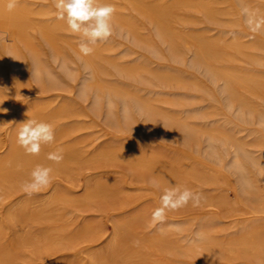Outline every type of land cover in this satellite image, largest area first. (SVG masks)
Instances as JSON below:
<instances>
[{
  "label": "rangeland",
  "instance_id": "1",
  "mask_svg": "<svg viewBox=\"0 0 264 264\" xmlns=\"http://www.w3.org/2000/svg\"><path fill=\"white\" fill-rule=\"evenodd\" d=\"M17 1L33 9L30 15L33 21L40 23L60 21L56 18L54 0ZM121 2V0H112L110 4L115 6L117 12L131 16L137 22L141 34L155 44L158 53L136 41L130 32L111 20L113 34L106 40L89 44L103 48V51L99 52L101 56L96 58L104 70L100 79L105 84L98 103H95V86L90 83V70L77 51L81 42H85L79 34H72L68 27L57 28L55 33L60 52L56 54L38 28L32 25L28 28V33L37 48V59H34L26 47L16 42L21 57L17 69H14L13 57L3 46V38L0 39V59H2L0 61V140L3 141L0 157L9 151L11 137L21 121L38 114L53 126L54 133L60 130L63 132L62 140L77 142L85 158L84 161L70 164L72 165L68 174L71 175L70 178L52 172V183L31 196L22 189V185L27 180H20L22 183L7 181L5 185L3 184L2 190L0 189V260L7 258L8 262L0 264H135L132 263L133 254L126 250L128 241L122 240L113 233L112 227L118 222H125L130 226L133 225L137 230L150 234L164 227L171 231L172 238H181L182 243L193 236L194 231L201 226L213 228L211 234L219 242L229 237H239L246 227H258L261 235L264 236V227H262L264 210L257 211L259 206L264 208V202H250L241 193L237 185V173L229 165L232 157L231 147L217 144L216 152H212L206 145L205 136L200 137L201 133H198L197 138L194 139L196 144L194 140L183 142L178 123L177 126L173 124L170 129L163 128L159 122L147 126L139 112L132 108L134 107L132 104H129L131 119H124L119 96L111 88L108 89L106 84L134 92L142 99L149 98L160 110L171 113L178 120L185 118L195 127H216L229 131L237 141L241 140L247 144L245 147L248 151L262 160H264V117L260 118L256 111L250 112L236 104L229 106L227 98L222 94L220 81L211 78L201 64L191 61L190 47L180 45L181 56L177 59L173 58L166 44L156 36L152 25ZM216 2L218 4L213 3L217 8L215 18L209 19L198 10L197 12L187 8L184 12L188 15L185 20L188 23L175 21V25L185 30L206 33L204 35L208 38L222 36L228 41L237 34L244 42L256 40L264 44V31L247 25L241 10L231 14L228 11L229 1L216 0ZM250 3L254 4L255 0H250ZM61 23L66 24V21L61 20ZM0 36L5 37L1 31ZM228 52L234 60L222 56L218 64L238 69L248 67L239 54ZM110 60L121 65L142 64L143 66L139 65L146 70L143 69L146 73H142V77L145 78L120 75L110 62H107ZM36 66L39 67L38 73L34 71ZM255 69L264 73V66ZM148 71L150 73H147ZM158 72H162L161 74L171 72L170 75L174 73L180 78L178 80L183 82L175 79H160L158 83L159 78L154 77ZM107 97L112 101L111 111L106 106ZM170 98L172 101H169ZM250 99L256 104L261 116H264V102L255 97ZM58 110H62V115L53 116ZM173 127L174 131H172ZM103 149L151 153L177 162L183 168L188 166L193 168L206 180L204 182L186 176L185 180L190 186L187 190L194 195L204 197L203 202L200 201L197 207L193 206V201L190 200L187 205L178 209H166L162 219L154 220L152 214L161 207V197L165 194L161 185L152 179L148 172H132L129 165L122 161L90 157L95 151ZM222 163L225 164L223 168ZM248 168L250 175L257 180L259 192L264 196V171L257 172L251 165H248ZM214 170L217 173V182L208 181L210 171ZM225 177L229 180L225 181ZM98 182L113 184L116 191L109 196L89 199L87 204L59 203L56 205L57 208L48 206L47 202L52 194L66 192L65 194L69 196H80L87 188L93 187ZM217 198L219 202L216 203ZM48 215L55 216L57 222L54 224L44 222L45 216ZM32 217L38 218V221H33ZM18 220H22L20 226ZM171 220L175 223L170 222ZM57 223L61 227L60 232L63 231L65 234L78 230V227L85 223L91 224L94 231L91 235H84L73 245L63 242L48 249V252L37 253L35 248L39 239L42 241L54 229L59 230ZM24 234L28 238L27 242L21 241L20 236ZM34 238L35 241H32ZM9 248L11 250L8 251ZM258 251L248 253L239 250L232 256L231 254L223 256L200 254L191 260L186 257L179 260L183 263L198 264H207V262L264 264V252ZM136 253L143 262H146L144 257L140 256L142 252ZM150 264L156 263L151 261Z\"/></svg>",
  "mask_w": 264,
  "mask_h": 264
},
{
  "label": "bare ground",
  "instance_id": "2",
  "mask_svg": "<svg viewBox=\"0 0 264 264\" xmlns=\"http://www.w3.org/2000/svg\"><path fill=\"white\" fill-rule=\"evenodd\" d=\"M121 1L126 5H128L139 16L143 17L148 23L152 25L156 36L163 43L166 44L165 46L172 53L173 58L177 59L181 56L180 45L181 46L185 45L186 47H190L192 54L191 56L193 58V59L191 58V61L194 60L196 63L198 62L199 64H201L204 67L205 71L211 76V78H213L215 81L216 80L220 81L222 94H224L225 97L227 98V104L229 106L236 104L238 107L246 108L250 112L256 111L260 118L264 117L261 116V113L259 112L256 104L250 99V97H255L259 100H262V102H264V73L255 69L256 67L264 66V44L256 42V40L255 41L251 40L250 42H244L240 39V36L237 34L234 35L232 38L230 37L228 41L225 40L222 36L221 37L223 39L219 36L216 38H208L204 35L206 33L203 34L202 32L185 30L184 28H180V26L179 27L176 26L174 23L175 21L181 23L187 22L185 20L188 18V15H186L184 12V10L187 8H191V10L194 9V11L198 10L209 19L215 18L217 8L214 7V4L217 3L218 1L217 2L216 0H121ZM224 1L230 2L228 5L229 13L234 14V13H238V10H241L245 18V21L247 22V25H249L251 28H256L258 30L264 31V8H262V4H264V0H255L254 4H251L250 0H224ZM8 2L9 0H0V31L4 33L5 36L3 37V46L5 47L7 53L13 57L14 69H17L19 64L21 63L20 53L17 48V45L15 44L16 42H19L24 47H26L32 53L34 59H37V48L28 33V28L31 27L32 25H35L38 28V31H40V33L48 41L47 43L50 44L54 53L57 54L60 52L59 46L57 44V36L55 30L59 27H67L65 23H61V20L60 21L54 20L55 22H49V23H40L37 21H33L30 17V15L33 13L32 8H30L28 5L24 4L21 1H17L16 7L12 11H8L7 10ZM111 2L112 0H98L99 4H110ZM225 12H226V8H225ZM190 19L192 18L190 17ZM111 20H114L115 21L114 23L119 27H124L127 30V32H130L132 36L136 39V41L146 46L151 51L158 53L157 52L158 49L155 46V44L148 38L144 37L143 34H141L140 27L131 16L117 12L115 9V12ZM88 46L93 49V51L88 55H84L80 51V48H78L77 51L79 55L82 56L81 59L83 58L85 65L90 70V83L95 86V90H94V97L96 101L95 103H98V101L102 96V88L105 84L100 79V75L101 73L104 72V70L100 67L96 58L101 56L99 52L100 50L103 51V48L100 49L98 45L97 46L88 45ZM105 48L106 47H104V50H106ZM228 51H233L239 54V56L242 57V60H244L248 64V67L238 69V68H233L218 64L222 56L228 57L230 60H234L233 56L230 57V53ZM240 60L241 58L238 60V62ZM0 61H2V59H0ZM107 62H110L111 66H113V69H115V71L120 75L122 74L131 77L132 76L142 77L143 76L142 73L146 71L145 68L142 67L143 65L140 63L139 64L142 66H140L139 64L121 65V63L119 64L114 60L113 61L110 60ZM34 71L38 73L39 67L36 66L34 68ZM147 73L150 72L148 71ZM161 73L158 72L154 74V77L159 78L158 83L160 79L161 80L175 79V81L181 83L183 82L181 80L179 81L178 79L180 78L176 77L174 73L172 75L175 77L170 75L171 72L170 74L169 73L161 74ZM167 82L169 83V81H166V83ZM181 86L180 88H182ZM194 86L195 87L197 86L196 83ZM106 87L108 89L111 88L119 96L122 104L121 106H122V113L124 119H128V120L131 119L132 116H131V109L129 107V104H132V106H134L132 108H135L139 112V114L142 116L147 126L159 122L163 128L168 127L170 129V127H172L173 124L176 125L178 123L177 125L180 126L179 128L181 130V133L180 132L179 133L182 134V138L184 140L183 142L188 143L190 140L196 139L198 133H201L200 137H202V135L205 136L204 138L206 139L205 141L206 145L209 147V149L212 152H216L218 146L217 144L228 145L229 147H231L232 157L229 161V165L230 168H232V170L237 173V177H238L237 185H239L241 193L250 202L253 203L254 202L260 203L261 201L264 202V196L261 195L257 187V183H256L257 180L250 175V170L248 168V165H251L257 170V172L264 171V160H262L257 156H254L250 151H248L245 147V145L247 144H245L241 140L237 141V139L234 137V135L231 132L216 127H195L192 124H190L185 118L178 120L171 113L160 110L159 108H157V106L152 104L149 98L142 99L139 96H137L136 93L129 92L118 86H110L106 84ZM171 99L172 98H170L169 101H172ZM106 106L108 110L111 111L112 101L109 97L106 98ZM61 112L62 110H58L53 116L60 117L62 115ZM27 119H34L37 121H43L47 123L46 119L38 114H33L31 117L24 118L21 122H24ZM20 126L21 125L19 124L16 131L11 137L12 140L9 151L3 157H0V189L1 187L3 188V184L4 183L6 184L7 181H17V182H20V180L29 181L31 179V172L37 166L49 167L52 169V172L58 173L60 175L63 174L66 177L68 176L69 170L72 166L70 164L84 161L85 158L82 155V152L79 146L77 145V142L74 143V142H68L62 140L63 132L61 130L54 133V141L52 143L41 145V150L38 154L36 155L27 154L25 150L17 144V133ZM172 129H173L172 131H174V127ZM194 142L196 144V140H194ZM2 147H3V141L0 140V148ZM49 153H59L63 156V159L59 163L53 160H49L48 159ZM90 157L98 158V159L99 158H108L110 160L114 159V160H118V162L122 161L124 162V164L126 163L129 165L130 170L132 172L135 171L148 172L151 175V177H153L152 179H155L161 185V187L164 190V193L168 190H173V189H178L179 192H183L185 189L190 187L187 181L185 180L186 176H191L192 178H195L197 180H204V182L206 180V178L203 175L196 173L193 170V168L189 166L183 168L177 162L166 159L163 156L153 155L151 153L149 154L135 153L132 151H125L123 149H103V150L95 151V153H93ZM224 166L225 164L222 163L221 167L223 168ZM210 174L211 175L208 181L217 182L218 179H217L216 171L215 170L210 171ZM224 180L228 181L229 178L225 177ZM115 191H116L115 185L107 184L105 182L104 183L98 182L93 187L87 188L83 192V194H80V196H69L65 194L66 192L64 194H52L51 196L49 195L50 197L47 203L49 204L48 206H52L53 208H57L56 205H58L59 203H77L79 205L85 203L87 204V201L89 199L92 200V198H101L103 196H109L114 194ZM199 197H200V201L204 200V197L202 196ZM217 201L218 198L215 202L217 203ZM261 210H264V208H262V206H259L257 208V211H261ZM34 212L36 214V210ZM34 212H32V214H34ZM14 219L16 223V218L14 217ZM194 219L195 217L192 218V220ZM32 220L38 221V218L33 219L32 217ZM60 221L63 222L62 220ZM44 222H47L49 224H54L57 221L55 216L48 215L45 216ZM170 222L175 223L173 220H171ZM18 224L20 226L22 224V220H18ZM66 224L67 222L65 223V225ZM58 226H59V230L54 229L49 234H47L42 241L41 239H39L40 241L38 242L37 247L35 248L37 253L48 252V249L56 247L57 245L63 242L73 245L84 235L87 234L91 235V233H93L94 231L93 230L94 227H92L91 224L88 223H85L80 228L78 227V230L75 231L72 230L74 232L70 234H65L63 233L62 230L61 233L60 232L61 227L59 224ZM52 227L54 228V226ZM66 227H68V225ZM112 228L114 235H118L122 238V240L128 241V246L126 250L127 252L133 254L132 263L135 264H150L151 261L156 264H198V263H183L182 260L181 261L179 260V258L186 257L187 259L191 260L200 254L218 255V256L231 254L232 256L233 254H236V252L239 250L248 253H253L258 250L260 252H264V236L261 235V232L259 231L258 227H254V228L248 227L249 229L247 227L245 229L244 227L245 231L242 234H240L239 237H235V238L229 237L227 240L219 242V240H217L216 237H214L213 234H211L213 228L211 229L210 227L201 226L198 227L196 231H194L195 232L194 235L189 237L185 243H182L181 238L179 239L172 238L171 231L164 227L159 228L158 232L151 234L145 233L144 231L142 232L141 230H137L133 225L130 226L125 222H118L115 225H113ZM20 237L22 242H27L28 238L25 236V234L24 236H20ZM32 241H35V238ZM28 244H30V242H28ZM9 247L11 248V246ZM10 248L8 249V251L11 250ZM136 252H142L140 256H143L147 263L143 262L142 258H140ZM6 256L8 257L9 255L7 254ZM4 262L5 263L8 262L7 258L6 260L4 259L0 260V263H4ZM207 264L209 263L207 262Z\"/></svg>",
  "mask_w": 264,
  "mask_h": 264
},
{
  "label": "clouds",
  "instance_id": "3",
  "mask_svg": "<svg viewBox=\"0 0 264 264\" xmlns=\"http://www.w3.org/2000/svg\"><path fill=\"white\" fill-rule=\"evenodd\" d=\"M17 0H9L7 10L12 11L16 7ZM57 10L56 18L66 21L68 29L72 34H79L85 42H81L80 51L84 55L90 54L93 49L89 44L106 40L113 34L111 23L115 7L112 4H99L98 0H54ZM3 37L0 36V39ZM17 133V144L27 154L36 155L41 150V145L50 144L54 141V129L49 123L27 119L20 123ZM49 160L59 163L63 156L59 153H49ZM52 169L37 166L31 172V179L22 185L23 191L31 196L41 189L48 187L51 183ZM193 201V206H199L200 197L185 189L168 190L161 197V207L153 212V219H162L165 210H175Z\"/></svg>",
  "mask_w": 264,
  "mask_h": 264
}]
</instances>
